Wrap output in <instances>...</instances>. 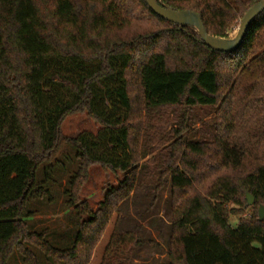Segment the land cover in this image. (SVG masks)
<instances>
[{"label":"trees","instance_id":"1","mask_svg":"<svg viewBox=\"0 0 264 264\" xmlns=\"http://www.w3.org/2000/svg\"><path fill=\"white\" fill-rule=\"evenodd\" d=\"M161 1L200 13L211 35L228 38L260 0ZM47 86L72 99L50 103ZM100 90L117 113L100 107ZM196 108L216 112L208 121L197 115L201 137L189 139ZM82 112L111 136L115 153H96L87 132L62 133L66 117ZM160 148L161 165L152 166ZM74 162L66 204L90 218L71 246L58 248L46 231L31 229L28 204L52 200L46 183ZM95 165L125 175L93 211L79 194ZM168 176L165 264H264V218L256 213L233 226L228 208L246 205L247 192L264 205V11L242 44L224 52L146 0H0V264L15 252L25 264H45L30 246L55 264H89L138 182L160 190ZM141 243L133 231H113L99 264H129Z\"/></svg>","mask_w":264,"mask_h":264},{"label":"rangeland","instance_id":"2","mask_svg":"<svg viewBox=\"0 0 264 264\" xmlns=\"http://www.w3.org/2000/svg\"><path fill=\"white\" fill-rule=\"evenodd\" d=\"M237 30L238 27L230 31L228 38L235 37ZM56 68L57 66H52L51 71ZM78 73V71H74L70 75L76 78ZM116 85V82L111 84V86ZM45 90L50 97V103L72 99L71 94L57 87L47 86ZM99 94L101 96L99 100L100 107L109 115L117 113V109L107 97V91L100 90ZM215 112V108H196L193 119L194 125L186 133V137L199 139L201 137L200 125L202 121L211 120ZM197 115L202 117L203 120H199ZM165 129L167 130V128ZM61 130L68 137H75L80 133L87 132L90 134L91 140L99 145L95 151L96 153H115L114 150H110L113 147L110 140L111 136L86 112L67 116ZM163 152L160 148L151 156L150 164L152 166L161 165ZM75 169L76 163L74 162L68 166L66 171H58L53 179L46 183V187L51 191L52 200L35 198L28 204V209L33 213L28 219L31 229L46 231L47 238L58 248L71 246L78 224L90 218L82 208L77 209L66 204L67 199L64 190L66 189L67 178ZM124 175L119 170L114 172L100 165L92 166L89 170V177L83 183L79 194L81 201H86L89 207L96 211L99 204L105 199L107 192L117 187ZM41 176L42 173H40L39 178ZM164 181V187L160 190H157L155 185H144L138 182L131 195L119 204L117 211L107 225L103 237L96 245L89 264H99L101 262L108 237L113 231L118 233L133 231L136 233L137 238L142 241L140 245L132 246L131 251L128 253L129 264H165L168 262L172 230L170 177H166ZM247 194L250 193L247 192ZM261 206L264 205H255L254 202L251 205L248 202L246 205L229 204L228 208H233L235 211L229 216L230 223L236 226L240 219H247L259 213ZM30 248L36 251L40 258H43L45 264H55L52 260H45L36 248L32 246ZM9 264H25V262L18 252H15Z\"/></svg>","mask_w":264,"mask_h":264},{"label":"water","instance_id":"3","mask_svg":"<svg viewBox=\"0 0 264 264\" xmlns=\"http://www.w3.org/2000/svg\"><path fill=\"white\" fill-rule=\"evenodd\" d=\"M146 2L155 13L165 20H168L179 26L194 27L207 45L216 50L224 52H232L242 44L250 24L264 11V0L256 2L244 14L238 25V30L235 37L224 38L211 35L208 32L200 13L194 10L172 9L164 5L161 0H146ZM247 202L249 205L253 204L254 196L247 194ZM259 215L260 219L264 218V206L260 207Z\"/></svg>","mask_w":264,"mask_h":264}]
</instances>
